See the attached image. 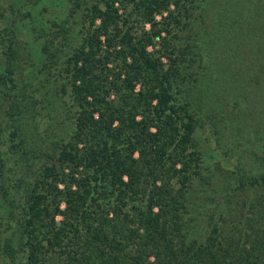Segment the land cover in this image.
<instances>
[{
	"label": "trees",
	"instance_id": "1",
	"mask_svg": "<svg viewBox=\"0 0 264 264\" xmlns=\"http://www.w3.org/2000/svg\"><path fill=\"white\" fill-rule=\"evenodd\" d=\"M41 1L0 0V264H264V132L251 128L264 115V0L235 12L173 0L188 28L166 66L120 0H61V16L36 24ZM170 3L135 9L154 26ZM208 6L233 15L230 34L200 37ZM251 42L262 50L248 64Z\"/></svg>",
	"mask_w": 264,
	"mask_h": 264
},
{
	"label": "rangeland",
	"instance_id": "2",
	"mask_svg": "<svg viewBox=\"0 0 264 264\" xmlns=\"http://www.w3.org/2000/svg\"><path fill=\"white\" fill-rule=\"evenodd\" d=\"M1 1H4L5 3H10V2H13L14 0H1ZM227 1L226 0H216L213 2H215V4H218L219 6H222L223 4H225V2H227L226 5H228V8L232 9L233 12H235V3H234L235 0H233L231 3H229L231 0H227ZM252 1L256 2V0H252ZM247 2L248 1H245V3ZM258 2H261V1H258ZM138 4H139V0H120V1H116L115 6L117 8V12L120 15L128 16L127 20L129 23L131 22V26L132 28H134V32L139 33V34H143L142 32H146L151 36L152 43L146 46V50L149 52L150 55L154 57H158L159 60L162 62L163 66H166L168 64V56L171 58L173 57V45L175 44L176 38H178L180 34H184L185 31H187L188 26H185L182 29H179L176 27V24L173 23V9H174L173 0H172V3L168 5V9H170L172 14H169V12H167L166 10L160 13L154 14L153 15L154 26H152L151 23L142 21L139 18L138 10L135 9V5H138ZM43 6H45L46 8H49L50 11L49 10L42 11V15H37L36 24H38L37 21L39 18H42V20H44V18L48 17V13H50L52 16L54 14H58L59 16H61L63 12L61 0H43L36 5V9L42 8ZM209 6L206 8L205 12L203 13L202 19L197 20L199 25L201 26L199 33L202 36L200 37L208 36L209 34H211L215 30L218 24H224L223 30L227 27V25H229L227 30L230 34L231 31H233L234 29L232 27V23L234 20V18H232L233 15L231 17L220 15L219 17L215 19L214 17L215 15H213V11H212L213 7H209ZM193 10L195 14L196 13L195 8H193ZM37 11H34V12H37ZM55 11L57 12L55 13ZM169 15H172V17ZM213 19L215 20L213 21ZM24 21H26V19ZM24 21L19 30L20 31L19 34L21 35V37H23V40L27 42V45L31 49L32 55H33V61L38 62L40 59V53L38 52L40 40L32 39L30 30L27 29V25ZM19 24L20 22L17 23V25ZM259 28L260 27L255 29V33H256V30H258ZM156 30H159L158 34L154 33L156 32ZM217 43H218V40L213 41V48L216 46ZM257 47L260 49V51L262 50V46L261 45L256 46L254 42H251L250 48H247L245 46L242 47L241 50L243 53V58H245L243 59L245 63H248V64L249 62L252 63L251 60L256 61L255 57L258 56L260 53V51L256 50ZM215 55H217V53H215ZM137 87L138 85L135 86L136 89ZM256 110L260 111L261 109L256 107ZM226 113L227 111L225 110L224 114L221 115L220 121L218 122L220 124V132L223 137V141L224 139L228 140L229 134H231L229 130V125H228L229 123L228 124L226 123V121H229V122L231 121L229 119L228 114ZM253 114H255V112ZM233 115L241 117L242 114L241 112H238V110L236 109L234 110ZM262 115L263 113H261L260 116L258 113L255 114L254 119L252 120L254 127H251V128H255L256 131H260V132H264V129H262V126H261L263 122L260 120V117ZM224 123H226L227 125L226 127L222 126ZM207 144L209 146L208 149H206V146H205ZM202 151L203 153L205 152L203 161L206 164L213 165L215 163L214 160H218V158L219 159L222 158V156L219 157L220 151L216 149L215 140L213 141L211 140V145H209L208 142L205 144V142L203 141ZM57 186L58 188H62L61 183H58ZM59 207L61 209L64 207V202L62 199L60 200ZM0 210H1V207H0ZM60 218L61 216L59 215L56 216L57 220H60Z\"/></svg>",
	"mask_w": 264,
	"mask_h": 264
}]
</instances>
